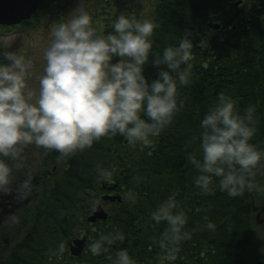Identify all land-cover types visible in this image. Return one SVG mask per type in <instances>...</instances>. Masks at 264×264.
Listing matches in <instances>:
<instances>
[{
	"label": "trees",
	"instance_id": "16d2710c",
	"mask_svg": "<svg viewBox=\"0 0 264 264\" xmlns=\"http://www.w3.org/2000/svg\"><path fill=\"white\" fill-rule=\"evenodd\" d=\"M236 1L157 2L152 20L157 28L151 37L153 46L144 75L149 82L157 78L159 69L165 66H154V56L167 46L178 45L185 34H190L193 59L188 83L181 85L177 81V102L183 101V107L147 144L130 145L121 136L102 137L91 148L76 152L68 162L70 168L57 181L56 191L51 193L50 200H57L60 213L41 214L57 221L50 222L49 242L40 241L41 251L49 250L44 264H112L109 257L114 258L121 249L127 250L136 264H249L257 226L252 203L264 204L259 199L264 193V174L258 173L254 178L259 191L229 197L214 179L212 192L204 194L195 186L198 173L187 160L189 155L200 158V121L221 97L232 100L241 116L249 106L255 109L251 125L255 131L249 142L264 152V0L237 7L233 5ZM215 22L220 24L217 29L209 25ZM261 164L264 166V161ZM98 167L110 174L108 179L99 177ZM102 181L116 184L114 192L121 195V201L103 202L107 219L89 225L85 213L101 202L105 192ZM173 194L177 210L187 216L184 231L191 233L178 250L162 249L154 242L166 224H156L151 216ZM70 209L76 217L69 223H78L81 217L88 224L82 229L88 242L77 257L67 250L56 254V242L61 243L68 236L65 218ZM209 221L215 225L214 230L205 227ZM117 231L125 235L124 241L111 245L100 255L90 253V242ZM173 254L176 259L169 261L167 257ZM27 258L20 261L43 264L35 251L29 262Z\"/></svg>",
	"mask_w": 264,
	"mask_h": 264
},
{
	"label": "clouds",
	"instance_id": "9594fccd",
	"mask_svg": "<svg viewBox=\"0 0 264 264\" xmlns=\"http://www.w3.org/2000/svg\"><path fill=\"white\" fill-rule=\"evenodd\" d=\"M156 28L151 20L121 14L113 32L100 35L89 13L78 8L75 15L51 30L38 93L28 86L32 60L13 51L4 53L7 62L0 63V195L14 194L22 200L32 190L30 175L19 185L14 186L11 180L13 169L24 165L28 145L71 156L91 148L102 137L121 136L130 145L147 144L172 122L183 107V101L177 102V81L188 83L193 43L190 34H185L178 45L155 55L151 63L165 67L149 82L144 67ZM114 57L120 59L113 63ZM254 111L249 106L241 116L232 100L221 97L200 121L201 155H189L187 160L198 173L194 184L202 193L212 192L214 179L229 197L260 190L254 178L264 174V152L249 142L255 131L251 126ZM98 175L106 180L110 174L98 167ZM151 216L156 224H166L154 241L162 249L178 250L182 241L191 238V233L184 231L187 216L177 210L175 194ZM205 227L214 230L215 225L209 221ZM124 239L118 231L102 234L90 242L89 251L100 255ZM64 250L62 242L56 254L62 255ZM109 259L112 264H136L123 249ZM167 259L176 257L173 254Z\"/></svg>",
	"mask_w": 264,
	"mask_h": 264
},
{
	"label": "flooded vegetation",
	"instance_id": "af4514ba",
	"mask_svg": "<svg viewBox=\"0 0 264 264\" xmlns=\"http://www.w3.org/2000/svg\"><path fill=\"white\" fill-rule=\"evenodd\" d=\"M56 1L39 0L36 9L29 18L15 24H0V63L7 62L4 60V53L7 51L25 55L32 60L33 64L36 63L34 60L36 50L32 47H19V43L32 39L33 34L44 27L50 7ZM248 1L256 2L257 0H242L240 6ZM112 18L113 15L110 16V19ZM29 83L28 80V85ZM75 154L65 156L55 151L38 148L34 144L28 145L24 149V165L20 169H13L11 180L14 186L19 185L30 175L32 177V190L22 200L17 199L14 194L0 195V264H25V261H20V259L28 257L27 261L29 262L33 251L36 252L39 261L44 264L45 255L49 254V250L41 251L40 241L49 242L50 222L57 221L51 217H42L41 214L60 213L59 206L56 204L57 200L53 202L50 200L51 193L56 191L57 181L70 168L68 162ZM14 191L15 187L13 188ZM106 193L108 191L103 194ZM113 193L109 192V194ZM63 194L68 195L67 192H63ZM98 204L86 211L85 220ZM66 214L65 220L68 221V233L66 235L68 236L63 237L62 242L70 255V247L76 239L85 238L83 249L85 250L88 238L82 229L87 223H84L80 217L79 222L73 224L76 217L73 215V209L68 210ZM70 221L73 222L69 223ZM95 223H89V225ZM70 233L71 236H69ZM59 244L56 242L55 247L57 249Z\"/></svg>",
	"mask_w": 264,
	"mask_h": 264
},
{
	"label": "rangeland",
	"instance_id": "374dc122",
	"mask_svg": "<svg viewBox=\"0 0 264 264\" xmlns=\"http://www.w3.org/2000/svg\"><path fill=\"white\" fill-rule=\"evenodd\" d=\"M160 0H57L51 5L47 21L44 27L33 34V38L19 43V47H32L35 49L32 75L29 79V89L38 93V78L43 75L45 67L44 47H47L51 30L59 23L66 22L76 14L78 8L85 9L92 18L93 27L100 35H108L113 32V24L116 18L123 14L128 17H135L137 20H153V12L157 2ZM113 18L110 19V16ZM38 49V50H37ZM119 57H114L115 63ZM264 194V193H263ZM259 199L264 200V195ZM258 200V202H260ZM258 204V203H257ZM262 204V203H259ZM253 246L248 255L249 264H255L260 261L264 264V229L262 225L256 226L253 233Z\"/></svg>",
	"mask_w": 264,
	"mask_h": 264
},
{
	"label": "water",
	"instance_id": "95a60500",
	"mask_svg": "<svg viewBox=\"0 0 264 264\" xmlns=\"http://www.w3.org/2000/svg\"><path fill=\"white\" fill-rule=\"evenodd\" d=\"M39 0H0V24H15L20 21L30 17L32 12L36 9ZM240 1L236 2L234 5L237 6ZM212 28H219V24H209ZM102 188H107L112 191L116 188V184L101 182ZM102 201L115 202L121 201V195H103L101 197ZM252 211L255 214L254 222L256 225H262L264 229V205H256L252 203ZM107 218V213L104 207L100 204L98 205L91 216L88 217L89 222H95L97 220H105ZM85 239H76L73 241V245L70 247V254L73 256H79L84 248ZM255 264H262L257 261Z\"/></svg>",
	"mask_w": 264,
	"mask_h": 264
}]
</instances>
